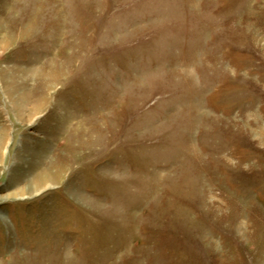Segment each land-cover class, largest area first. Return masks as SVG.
I'll return each instance as SVG.
<instances>
[{
	"label": "rangeland",
	"instance_id": "obj_1",
	"mask_svg": "<svg viewBox=\"0 0 264 264\" xmlns=\"http://www.w3.org/2000/svg\"><path fill=\"white\" fill-rule=\"evenodd\" d=\"M0 264H264V0H0Z\"/></svg>",
	"mask_w": 264,
	"mask_h": 264
},
{
	"label": "bare ground",
	"instance_id": "obj_2",
	"mask_svg": "<svg viewBox=\"0 0 264 264\" xmlns=\"http://www.w3.org/2000/svg\"><path fill=\"white\" fill-rule=\"evenodd\" d=\"M0 217H2L3 219L5 218V216H3L1 213H0Z\"/></svg>",
	"mask_w": 264,
	"mask_h": 264
}]
</instances>
